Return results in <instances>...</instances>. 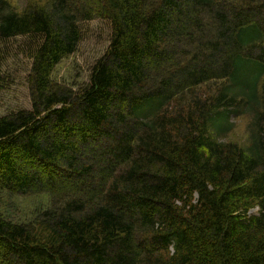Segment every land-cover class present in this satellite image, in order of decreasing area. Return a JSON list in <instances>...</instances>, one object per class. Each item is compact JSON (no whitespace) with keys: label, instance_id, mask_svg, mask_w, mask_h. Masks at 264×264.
I'll use <instances>...</instances> for the list:
<instances>
[{"label":"trees","instance_id":"obj_1","mask_svg":"<svg viewBox=\"0 0 264 264\" xmlns=\"http://www.w3.org/2000/svg\"><path fill=\"white\" fill-rule=\"evenodd\" d=\"M97 19L88 79L54 80ZM17 36L31 106L0 115V191L46 203L0 211V264H264V0H0Z\"/></svg>","mask_w":264,"mask_h":264},{"label":"rangeland","instance_id":"obj_2","mask_svg":"<svg viewBox=\"0 0 264 264\" xmlns=\"http://www.w3.org/2000/svg\"><path fill=\"white\" fill-rule=\"evenodd\" d=\"M43 0H8L14 9L20 10L27 3ZM82 38L77 50L62 59L55 66L53 79L74 86L89 77L90 67L96 58L104 54L110 36L107 21L97 19L81 23ZM27 37L17 36L6 40L0 46V115L17 108H30V89L27 75L30 61L25 56L22 45ZM249 118H234L235 127L228 133L227 139L239 145L247 140L246 125ZM44 196H14L0 191V211L8 218L18 222H28L45 206Z\"/></svg>","mask_w":264,"mask_h":264}]
</instances>
